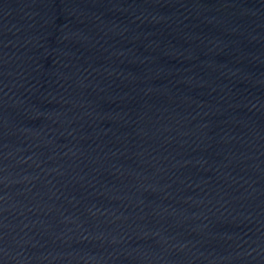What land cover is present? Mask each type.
<instances>
[{
  "label": "water",
  "instance_id": "obj_1",
  "mask_svg": "<svg viewBox=\"0 0 264 264\" xmlns=\"http://www.w3.org/2000/svg\"><path fill=\"white\" fill-rule=\"evenodd\" d=\"M0 264H264V0H0Z\"/></svg>",
  "mask_w": 264,
  "mask_h": 264
}]
</instances>
